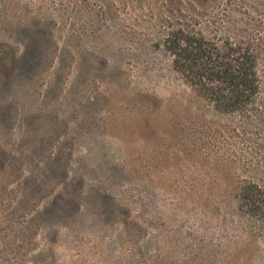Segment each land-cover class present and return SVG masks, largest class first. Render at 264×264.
<instances>
[{
    "label": "rangeland",
    "instance_id": "rangeland-1",
    "mask_svg": "<svg viewBox=\"0 0 264 264\" xmlns=\"http://www.w3.org/2000/svg\"><path fill=\"white\" fill-rule=\"evenodd\" d=\"M179 35L256 57L237 112ZM0 264H264V0H0Z\"/></svg>",
    "mask_w": 264,
    "mask_h": 264
},
{
    "label": "trees",
    "instance_id": "trees-1",
    "mask_svg": "<svg viewBox=\"0 0 264 264\" xmlns=\"http://www.w3.org/2000/svg\"><path fill=\"white\" fill-rule=\"evenodd\" d=\"M171 47L177 68L188 74L217 111L237 112L260 93L262 83L256 70V57L250 50L237 49L233 43L220 49L203 37L179 35ZM239 199L254 210L262 209L264 190L249 181L239 193Z\"/></svg>",
    "mask_w": 264,
    "mask_h": 264
}]
</instances>
